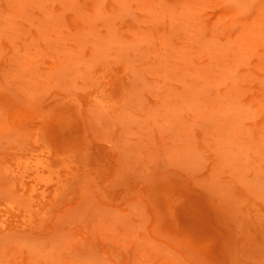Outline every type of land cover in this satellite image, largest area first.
<instances>
[{
  "label": "rangeland",
  "instance_id": "374dc122",
  "mask_svg": "<svg viewBox=\"0 0 264 264\" xmlns=\"http://www.w3.org/2000/svg\"><path fill=\"white\" fill-rule=\"evenodd\" d=\"M0 264H264V0H0Z\"/></svg>",
  "mask_w": 264,
  "mask_h": 264
},
{
  "label": "bare ground",
  "instance_id": "6f19581e",
  "mask_svg": "<svg viewBox=\"0 0 264 264\" xmlns=\"http://www.w3.org/2000/svg\"><path fill=\"white\" fill-rule=\"evenodd\" d=\"M46 168H49V166L46 165Z\"/></svg>",
  "mask_w": 264,
  "mask_h": 264
}]
</instances>
